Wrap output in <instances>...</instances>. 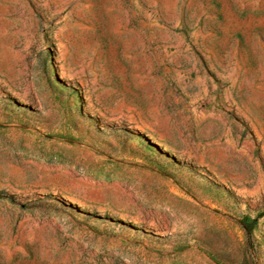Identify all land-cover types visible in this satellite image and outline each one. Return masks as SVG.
I'll return each mask as SVG.
<instances>
[{
    "label": "rangeland",
    "instance_id": "374dc122",
    "mask_svg": "<svg viewBox=\"0 0 264 264\" xmlns=\"http://www.w3.org/2000/svg\"><path fill=\"white\" fill-rule=\"evenodd\" d=\"M0 264H264V0H0Z\"/></svg>",
    "mask_w": 264,
    "mask_h": 264
},
{
    "label": "trees",
    "instance_id": "16d2710c",
    "mask_svg": "<svg viewBox=\"0 0 264 264\" xmlns=\"http://www.w3.org/2000/svg\"><path fill=\"white\" fill-rule=\"evenodd\" d=\"M255 225H256V219H250L249 217H245L243 219L242 226L245 229V231H247L248 233H250L253 230Z\"/></svg>",
    "mask_w": 264,
    "mask_h": 264
}]
</instances>
